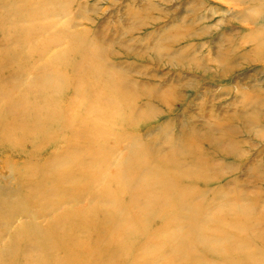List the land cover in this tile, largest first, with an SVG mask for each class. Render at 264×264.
<instances>
[{"label": "rangeland", "instance_id": "rangeland-1", "mask_svg": "<svg viewBox=\"0 0 264 264\" xmlns=\"http://www.w3.org/2000/svg\"><path fill=\"white\" fill-rule=\"evenodd\" d=\"M259 3L0 0V251L12 246L0 264H166L181 245L186 263L264 264V0ZM6 13L13 18L4 19ZM18 14L25 18L13 20ZM87 49L95 64L72 76ZM20 69L28 72L15 77ZM95 72L102 78L86 77ZM54 80L53 111L69 116L77 103L80 117L100 100L98 82L108 81L113 94L91 106L95 114L84 131L86 137L100 131L95 144L69 132L57 115L32 129L34 118L24 106L14 119L12 101L34 105L29 95L43 93L38 86ZM100 114L108 121L101 123ZM104 158L109 165L103 168L97 163ZM163 163L169 178L178 177L170 182L175 204L155 210L151 203H133L147 215L120 247L101 235L106 224L100 212L113 207L101 196L119 189L112 177L130 172L143 179L147 167ZM126 196L116 199L129 207ZM158 237L171 242L147 255Z\"/></svg>", "mask_w": 264, "mask_h": 264}, {"label": "bare ground", "instance_id": "bare-ground-1", "mask_svg": "<svg viewBox=\"0 0 264 264\" xmlns=\"http://www.w3.org/2000/svg\"><path fill=\"white\" fill-rule=\"evenodd\" d=\"M12 1V0H11ZM33 1V0H32ZM43 1V0H42ZM46 1V0H45ZM57 1V0H56ZM255 3H259V2H261L262 0H253ZM17 2V1H16ZM44 3V2H43ZM50 3H51V1H50ZM2 4V3H1ZM7 4V3H6ZM27 4H29V3H27ZM55 4V3H54ZM260 4V3H259ZM264 4V3H263ZM4 5V4H3ZM15 5V4H14ZM52 5H53V3H52ZM21 6V5H20ZM38 6V5H37ZM44 6V5H43ZM255 7V6H254ZM256 7H258V6H256ZM8 8V7H7ZM10 8V7H9ZM36 8V7H35ZM53 8V7H52ZM41 9V8H40ZM45 9V8H44ZM43 9V10H44ZM54 9V8H53ZM13 10V9H12ZM38 10V9H37ZM46 10V9H45ZM47 11V10H46ZM52 11V10H51ZM38 12V11H37ZM54 12V11H53ZM23 13H24V11H23ZM32 13V12H31ZM15 14V13H14ZM42 14V13H41ZM44 14V13H43ZM51 14V13H50ZM28 15H30V14H28ZM39 15V14H38ZM56 15V14H55ZM13 14H10V13H6V15H4L3 17H4V19L5 18H7V19H12L13 17ZM34 16V15H33ZM44 16V15H43ZM23 18H25V17H23V14H22V16H21V14L19 15H16L15 16V18L13 19V20H18V22L19 21H21ZM31 18V17H30ZM42 18V17H41ZM47 18V17H46ZM39 19V18H38ZM37 19V20H38ZM13 20H10V21H13ZM4 21V20H3ZM5 22V21H4ZM17 22V21H16ZM46 22V21H45ZM22 23V22H21ZM5 24V23H4ZM7 24L8 23H6V26H7ZM50 24V23H49ZM51 24H53V23H51ZM45 25V24H44ZM33 26V25H32ZM42 26V25H41ZM9 27V26H8ZM12 27V26H11ZM39 28V27H38ZM36 29V28H35ZM43 29V28H42ZM17 30V29H16ZM40 30H41V28H40ZM45 30H47V29H45ZM45 32V31H44ZM26 34L28 33V32H25ZM46 33V32H45ZM10 34V33H9ZM16 35V34H15ZM14 35V37H16ZM19 35H21V34H19ZM31 35V34H30ZM1 37V36H0ZM19 38V37H18ZM28 38H30V37H28ZM27 38V41L29 40ZM37 38V37H36ZM43 38V37H42ZM56 38L58 39V37H57V35H56ZM86 38V37H85ZM33 39V38H32ZM51 39V38H50ZM56 39V40H57ZM18 40V39H17ZM53 40V39H52ZM11 41V40H10ZM30 41V40H29ZM15 42V41H14ZM38 42V41H37ZM68 42V41H67ZM21 43V42H20ZM25 43H26V41H25ZM31 43V42H30ZM33 43V42H32ZM52 43V42H51ZM60 43V42H59ZM14 44H16V43H14ZM19 44V43H18ZM22 44V43H21ZM38 44V43H37ZM45 44V43H44ZM13 45V44H12ZM17 45V44H16ZM24 45V44H23ZM14 46V45H13ZM18 46V45H17ZM16 46V47H17ZM46 46V45H45ZM43 47V46H42ZM87 47V46H86ZM99 47V46H98ZM24 48V47H23ZM36 48V47H35ZM47 48V47H46ZM53 48V47H52ZM82 48V47H81ZM13 49V48H12ZM19 49V48H18ZM28 49V48H27ZM49 49H51V48H49ZM78 49H79V47H78ZM22 50V49H21ZM43 50H44V48H43ZM77 50V49H76ZM79 51V50H78ZM9 52H10V50H9ZM8 52V53H9ZM12 52V51H11ZM35 52V51H34ZM84 53H81V55H82V60H81V63H79V65L78 66H76V69H74V67L71 69L72 70V76H73V74H74V77H75V75L77 74V73H79V71L81 70L82 71V68L84 69V66L85 65H87V63L89 64V65H94L95 64V59H93V57H92V55L91 56H89L88 54H90V52L88 51V49L86 50V52L85 51H83ZM3 53H6V52H3ZM13 53V52H12ZM14 53H16V52H14ZM13 53V54H14ZM31 52L29 51V54H30ZM44 53V52H43ZM72 53V49H71V52H70V54ZM28 54V55H29ZM34 54V53H33ZM73 54H75V53H73ZM80 54V53H79ZM15 56V55H14ZM71 56V55H70ZM74 56V55H73ZM78 56V55H77ZM46 57H48V56H46ZM80 57V56H79ZM98 57V56H97ZM29 58V57H28ZM34 58V57H33ZM36 58V57H35ZM3 59V58H2ZM10 59V58H9ZM11 60V59H10ZM30 60H31V58H30ZM78 60V59H77ZM47 62V61H46ZM98 62V61H97ZM4 63V62H3ZM14 64V63H13ZM27 64V63H26ZM29 64H31V63H29ZM7 65V64H6ZM17 65V64H16ZM10 66V65H9ZM24 66V65H23ZM26 66H28V65H26ZM38 66V65H37ZM7 67V66H6ZM86 67V66H85ZM24 68V67H23ZM7 70V69H6ZM57 70V69H56ZM16 71V70H15ZM12 72V71H11ZM20 72L21 73H18V72H16V74L14 75L15 77H21V76H23L25 73H27L28 72V70H24L23 71V69H20ZM55 72V71H54ZM62 74V73H61ZM12 75V74H11ZM10 75V76H11ZM50 75V74H49ZM98 77V78H102V76L99 74V73H97V72H95V73H93L92 75H90V76H86V77ZM9 78H11V77H9ZM43 79V78H42ZM122 79V78H121ZM9 80V79H8ZM73 80V79H72ZM6 81H7V79H6ZM30 81L31 80H29V83H30ZM88 81H90V82H92L91 80H88ZM118 82V81H117ZM9 83H11V82H9ZM28 83V84H29ZM50 85L48 86V85H42V84H40L41 86H38V89H42L44 92L43 93H41V92H39L38 94L37 93H31L30 95H29V100H30V102H31V100H32V103L34 104V105H29V107H27V105H25L24 104V101H21V100H16V101H12L10 104L12 105V110L14 111L13 113L15 114V118L14 119H17V116L16 115H21L18 111L19 110H21L19 107H24V106H26L25 108H27V109H29V111H30V114L32 115V117L34 118V120H32L33 122V124H32V129H34V128H38V126H39V122H41V120H44V121H46V122H49V123H53V122H55V117H56V115L58 116V118H60L59 120H61L62 122H63V125H66L68 128H69V132H71V133H79V135H82V136H84V137H86L85 136V134L86 133H84V131L85 130H89L90 128H88V126H89V124H87L86 122H87V119L88 118H91V117H94L93 116V114H95L94 113V111L93 110H90V109H93V108H91V106L93 105L94 107H97L98 108V105H101V102H103L102 100V98H101V96H104V95H112L113 93L111 92L112 90L109 88V84H108V81H106L105 83H104V85L102 86V83L101 82H98V88L99 89H101V93L99 94V96H100V100H97V99H95V100H93L92 102H91V106H89V108L87 109V115H86V117H80L79 116V114H77L76 112H75V110H76V108H78V106L76 105L77 103H75V104H73L72 105V107H69L68 108V110L70 111V115L68 116V114H69V112H59V114H57L55 111H53V107H54V104H53V101H51V99H52V97H53V95H54V93L56 92H54L53 90H54V87H56L55 85H56V83H55V80L52 82V83H49ZM55 84V85H54ZM10 88H11V86H10ZM91 89H93V88H91ZM33 90V89H32ZM53 92V94H52V92ZM77 94H80L79 92H77ZM81 96L80 97H85V95L86 94H80ZM93 95V94H92ZM94 96H95V94H94ZM105 98V97H104ZM110 98V97H109ZM61 99V98H60ZM112 99V98H111ZM58 100H59V98H58ZM121 101V100H120ZM40 103H41V107H43L42 109L40 108ZM77 106V107H76ZM67 107V106H66ZM102 107V106H101ZM6 108H8V107H6ZM11 108V107H10ZM19 108V109H18ZM72 109H73V111H72ZM43 110L45 111V112H43ZM67 110V111H68ZM108 110V109H107ZM41 111V112H40ZM57 111V110H56ZM59 111V110H58ZM97 111V110H96ZM26 112H28V111H26ZM74 112V116H72V113ZM41 113L45 116V118L43 119H39V116L38 115H41ZM91 114V116H89ZM101 115V120H100V122L102 123V121L103 122H105V121H108V120H106V118L108 117V116H106V114H104V115H102V114H100ZM98 115H96V117H97ZM2 117V116H1ZM99 117V116H98ZM57 118V117H56ZM54 119V120H53ZM8 120V119H7ZM10 120V119H9ZM25 120V119H24ZM28 120V119H27ZM13 121V120H12ZM58 121V120H57ZM31 122V121H30ZM99 122V123H100ZM100 123V124H101ZM31 124V123H30ZM99 124V125H100ZM12 125V124H11ZM16 127H18L19 129L20 128H22V125L21 124H17V123H15L14 124ZM96 125V124H95ZM107 126V125H106ZM30 127V126H29ZM53 127V126H52ZM56 127V126H55ZM54 128V127H53ZM101 129H103L102 128V126L100 127ZM96 130V129H95ZM110 130V129H109ZM51 131V130H50ZM29 132H34V130H30ZM90 134V135H89ZM109 134V133H108ZM38 135V134H37ZM35 136H36V134H35ZM101 133H100V131L99 130H96V131H94V132H92V133H88V137H92L91 138V144L93 143V144H95L96 143V141H99V138L101 139ZM88 137H86V138H88ZM102 137H103V135H102ZM105 138V137H104ZM121 146V145H120ZM74 151L76 150L75 148H72ZM67 153V152H66ZM78 153H79V151H78ZM172 153V152H171ZM173 154V153H172ZM69 156V155H68ZM113 156V155H112ZM114 157V156H113ZM117 158V157H116ZM115 158V159H116ZM125 158V157H124ZM169 158V157H168ZM171 158V157H170ZM159 159V158H158ZM110 160V159H109ZM164 160V159H163ZM51 161V160H50ZM91 161V160H90ZM98 161V160H97ZM97 161H94V162H97ZM118 161V160H117ZM109 161H108V159H101L100 160V162H98L97 164H101V166H103V168H104V166H106V165H109V163H108ZM123 162V161H122ZM135 163V162H134ZM155 164H156V162H154ZM153 163V164H154ZM178 163V162H177ZM89 164V163H88ZM123 164V163H122ZM126 164V163H125ZM133 164V163H132ZM60 165V164H59ZM76 165V164H75ZM74 165V166H75ZM73 166V167H74ZM99 166V165H98ZM163 166H164V163L163 164H160L159 165V167H147V170H146V175L143 177V179L142 178H139V177H134V175L132 176L131 174H130V172L128 173V174H125V175H122L121 177H118V176H114V177H112V179H111V181H110V184L111 183H115V184H119V189H118V191H117V193L116 194H113V193H110V192H106V191H104V193H103V195L101 196L103 199H104V201L105 202H107V203H109V202H112L113 203V205H111V206H113V207H111V208H109L108 210H105V211H101L100 213L102 214V216H103V218L102 217H99L100 219L102 218V219H104L103 221L105 222V229L101 226V229L103 228L104 230H101L102 231V234L101 235H103L104 237H105V235H107V236H109L110 237V241L111 242H114L116 245L118 244V246L120 247V243L121 242H123L122 241V239H124L125 240V238H126V235H128L127 237H129L130 236V234L131 233H133L132 232V230H134L135 229V227L136 226H138L139 224H140V222L142 223V220L144 219V218H146V215H147V212H145V210H143V209H141V208H138V210H136L135 209V207L133 206V203H135V202H140V201H143V202H147V203H151V204H153L152 206H153V208L155 209V210H158V208L157 207H160V209L163 207V206H167V205H169V206H172V204L174 203L175 204V200H176V198H175V200H174V198L172 197V193L174 192V190H173V192L170 190L171 188V186H170V182L172 183V179L173 178H169V176L168 175H166V172L165 171H167V170H165L164 168H163ZM61 167V166H60ZM121 167V166H120ZM124 167H126L125 165H124ZM133 167V166H132ZM146 167V166H145ZM100 168V167H99ZM102 168V169H103ZM116 168H119V167H116ZM116 168H114V169H116ZM122 168V167H121ZM120 168V169H121ZM201 167H199V169H200ZM87 169V168H86ZM122 170V169H121ZM127 170V169H126ZM125 170V171H126ZM132 170V169H131ZM80 171H81V169H80ZM100 171V170H99ZM103 171V170H102ZM101 171V172H102ZM117 171V170H116ZM115 171V172H116ZM143 171V170H142ZM171 171H172V168H171ZM77 172V171H76ZM93 172V171H92ZM127 172V171H126ZM137 172V171H136ZM169 172V171H168ZM174 172V171H173ZM99 173V172H98ZM97 173V174H98ZM118 173V172H117ZM116 173V174H117ZM121 173V172H120ZM133 173V172H132ZM192 173V172H191ZM88 174L89 173H87V176H88ZM110 174V173H109ZM124 174V173H123ZM73 173H67L66 174V177L68 178L67 180H71L72 178H73ZM77 175H79V174H77ZM103 175V174H102ZM118 175V174H117ZM92 177H94V175L92 174L91 175ZM109 176V175H108ZM119 176H120V174H119ZM201 176V173H199V175H196V176H194V177H200ZM82 177H84V176H82ZM90 177V176H89ZM99 176H97V178H98ZM111 177V176H110ZM76 178H78V177H76ZM79 178H80V176H79ZM87 178V177H86ZM188 178V177H187ZM43 179H45L44 177H43ZM53 179V178H52ZM100 179V178H99ZM107 179V178H106ZM178 179V177H175L174 176V179H173V181H176ZM50 180V179H49ZM73 180V179H72ZM76 180V179H75ZM81 180V179H80ZM83 180V179H82ZM91 180V179H90ZM95 180V179H94ZM97 180V179H96ZM101 180V179H100ZM99 181V180H98ZM75 182V181H74ZM78 182V186H76V187H79V188H82V189H84L83 188V185H85V183L83 182V181H77ZM92 182V181H91ZM101 182H103V180H101ZM104 182H106V181H104ZM107 183H109V182H107ZM121 183H124V185H122ZM195 183V182H194ZM105 184V183H104ZM112 185V184H111ZM122 185V187H120ZM82 186V187H81ZM108 186V185H107ZM118 186V185H117ZM85 187V186H84ZM93 187V186H92ZM109 187H111V186H109ZM86 188V187H85ZM103 188H105V187H103ZM106 188H108V187H106ZM94 189V188H93ZM116 189V188H115ZM102 190V189H101ZM106 190V189H105ZM79 191V190H78ZM82 191V190H81ZM91 191V190H90ZM111 191V190H110ZM113 191V190H112ZM157 191H158V193H162L161 195H160V198H156L157 197V195H156V193H157ZM86 192H87V190H86ZM178 192V191H177ZM50 193V192H49ZM54 193H58V192H54ZM196 193V192H195ZM101 194H102V192H101ZM122 194H124V195H127L126 197L127 198H129L130 200H129V207H127V206H125V204H120V203H118L117 202V199H116V197H118V199H119V197H120V195H122ZM170 194H171V196H170ZM175 194V193H174ZM178 194H179V192H178ZM182 194V193H181ZM180 194V195H181ZM189 194V193H188ZM117 195H119V196H117ZM154 195H155V197H154ZM183 195V194H182ZM45 196V195H44ZM44 196H43V198H44ZM48 196V195H47ZM51 196V195H50ZM55 196V195H54ZM78 196V195H77ZM80 196V195H79ZM82 196V195H81ZM177 196V195H176ZM100 197V198H101ZM175 197V196H174ZM183 197V196H182ZM188 197H189V195H188ZM187 197V198H188ZM40 198V197H39ZM121 199V198H120ZM185 199V198H184ZM217 199V198H216ZM44 200V199H43ZM91 200V199H90ZM93 200V199H92ZM179 200V199H178ZM186 200V199H185ZM23 201H25V200H23ZM81 201V200H80ZM85 201V200H84ZM182 201V200H181ZM20 203V202H19ZM102 203V202H101ZM111 203V204H112ZM126 203H127V201H126ZM187 203V202H186ZM22 204V203H21ZM79 204V203H78ZM17 205V204H16ZM76 205V204H75ZM105 205V204H104ZM104 205H101V206H104ZM107 205V204H106ZM105 205V206H106ZM163 205V206H162ZM186 205V204H185ZM192 205V204H191ZM195 205V204H194ZM203 205V204H202ZM240 205V204H239ZM2 205H0V211L1 210H3V207H1ZM6 206V205H5ZM101 206H99L100 208H101ZM162 206V207H161ZM178 206V205H177ZM182 205H180V207H181ZM184 206V205H183ZM199 206V205H198ZM205 206V205H204ZM44 207V206H43ZM85 207V206H84ZM215 207V206H214ZM37 208V207H36ZM178 208V207H177ZM182 208V207H181ZM184 208V207H183ZM186 208V207H185ZM195 208V207H194ZM209 208H211V207H209ZM38 209V208H37ZM107 209V208H106ZM169 209V208H168ZM188 209V208H187ZM197 209V208H196ZM239 209V208H238ZM5 210V209H4ZM77 210V209H76ZM82 210H84V209H82ZM82 210H80V211H82ZM103 210V209H102ZM154 210V211H155ZM175 210V209H174ZM197 210H199V209H197ZM22 211V210H21ZM179 211V210H178ZM184 211V210H183ZM237 211V210H236ZM239 211V210H238ZM39 212V211H38ZM45 212V211H44ZM159 212V211H158ZM179 212H181V211H179ZM9 213V212H8ZM79 213V212H78ZM97 213V212H96ZM156 213V212H155ZM197 214V212H194V214ZM38 214V213H37ZM73 214V213H72ZM77 214V213H76ZM78 215H80L81 217H83V218H87V221H88V219H92V218H90L91 217V215H89L88 213H84V212H80ZM171 215L173 216L174 215V217H172V218H176L177 217V213H175V214H172L171 213ZM97 216H99V213L97 214ZM6 217V216H5ZM38 217H39V215H38ZM66 217V216H65ZM189 217V216H188ZM26 218V217H25ZM67 218V217H66ZM68 218H69V216H68ZM77 218V217H76ZM95 218V217H94ZM259 218V217H258ZM100 219H99V222H100ZM2 220H3V217L2 216H0V225L2 224ZM18 220V219H17ZM64 220H66V219H64ZM82 220V219H81ZM84 220V219H83ZM94 220V219H93ZM86 221V222H87ZM102 221V222H103ZM259 221V220H258ZM263 221V220H262ZM76 222V221H75ZM78 222V221H77ZM102 222H101V224H102ZM91 223H92V221H91ZM90 223V224H91ZM231 223H233V221H231ZM253 223V222H252ZM51 224V223H50ZM65 224V223H64ZM73 224H74V222H73ZM89 224V225H90ZM97 224H99V223H97ZM108 224V225H107ZM183 224V223H182ZM182 224H180V225H182ZM80 225V224H79ZM88 225V226H89ZM199 225V224H198ZM3 226V225H2ZM85 226V225H84ZM93 226H94V224H93ZM142 225H140V227H141ZM75 227H77V226H75ZM81 227V226H80ZM167 228V227H166ZM214 228H216V227H214ZM39 229V228H38ZM94 229V228H93ZM96 229V228H95ZM94 229V230H95ZM99 229H100V227H99ZM221 229V228H220ZM10 230V229H9ZM23 230V229H22ZM222 230V229H221ZM19 231V230H18ZM31 231V230H30ZM41 231V230H40ZM95 231H97V230H95ZM175 231H176V229H175ZM29 232V231H28ZM92 232V231H91ZM91 232H89V234H90V236L92 235L91 234ZM98 232V231H97ZM258 232V231H257ZM15 233V232H14ZM33 233V232H32ZM94 233V232H93ZM236 233V232H235ZM2 232H0V241H1V238H2ZM218 234V233H217ZM222 234V233H221ZM220 234V235H221ZM228 234V233H227ZM226 234V235H227ZM231 234V233H230ZM31 235V234H30ZM203 235V234H202ZM29 236V235H28ZM33 236V235H32ZM97 236H98V234H97ZM192 236H193V238H194V240H196L197 242L199 241V243H202V241H203V238L200 240V236H198V234H192ZM222 236V235H221ZM220 236V237H221ZM234 236V235H233ZM23 237H25L26 239H28L27 238V235L25 234V235H23ZM100 237V236H99ZM201 237H203V236H201ZM205 237V236H204ZM214 237V236H213ZM236 237V236H235ZM254 237V236H253ZM4 238V237H3ZM24 238V239H25ZM97 238V237H96ZM95 238V239H96ZM226 238V237H225ZM247 239V238H246ZM156 240H158V242H157V244H156V246L154 247V248H148V249H146V253L148 252V253H158V252H160L162 249H164L165 247H167V245L171 242V241H168V240H164V239H162L161 237H158ZM181 240V239H180ZM179 240V241H180ZM191 240V239H190ZM209 240V239H208ZM250 240V239H249ZM24 241V240H23ZM36 241V240H35ZM97 241V240H96ZM178 241V242H179ZM211 241V240H210ZM225 241V240H224ZM245 241V240H244ZM61 242V241H60ZM80 242V241H79ZM101 242V241H100ZM35 243V242H34ZM47 243V242H46ZM205 243H208V244H210L209 242H205ZM54 244V243H53ZM183 244V243H182ZM190 244V243H189ZM34 245V244H33ZM113 245V244H112ZM124 245V244H123ZM126 245H128V244H126ZM192 245L194 246V244L192 243ZM192 245H190V246H192ZM55 246V245H54ZM56 246H57V244H56ZM55 246V247H56ZM182 246V245H181ZM181 246H178L177 247V249H175L174 250V253H176V256L174 257V258H172V260L171 259H169L167 262H166V264H177V263H181V264H194V263H186L185 262V258L184 257H182L181 256V254H179V250H180V248H181ZM227 246V245H226ZM12 246H11V244L9 245V243H8V245H5V248L4 249H2V251H0V258L2 257V256H6V255H8V253H10V251H8L10 248H11ZM41 247V246H40ZM59 247V246H58ZM78 247V246H77ZM114 247V246H113ZM140 247V246H139ZM210 247V246H209ZM35 248V247H34ZM94 248V247H93ZM98 248V247H97ZM108 248H109V245H108ZM124 248V247H123ZM222 248V247H221ZM30 249H32V248H30ZM29 249V250H30ZM83 249H85V247L83 248ZM95 249H96V245H95ZM94 249V250H95ZM113 249V248H112ZM127 248L125 247V250H126ZM129 249V248H128ZM135 249H136V247H135ZM166 249V248H165ZM197 249V248H196ZM212 251H213V247L212 248H210ZM80 250H81V248H80ZM125 250H124V252H125ZM185 250V249H184ZM215 250V249H214ZM223 250V249H222ZM25 251V250H24ZM33 251V250H32ZM77 251V250H76ZM82 251H84V250H82ZM89 251H90V249H89ZM115 251H118V250H115ZM140 251V250H139ZM79 252H81V251H79ZM95 252V251H94ZM119 252V251H118ZM117 252V253H118ZM165 252V251H164ZM83 253V252H82ZM148 253H147V255H148ZM166 253V252H165ZM220 253V252H219ZM84 254V253H83ZM82 254V255H83ZM88 254V253H87ZM93 254H95V253H93ZM161 254V253H160ZM183 254V253H182ZM89 255V254H88ZM101 255V254H100ZM114 255H116V253L114 252L113 253V255L112 256H114ZM154 255V254H153ZM24 256V255H23ZM97 256V255H96ZM146 256V255H145ZM156 256V255H155ZM158 256V255H157ZM173 256V255H172ZM82 258V257H81ZM145 258V257H144ZM200 258V257H199ZM198 258V259H199ZM203 258V257H202ZM76 259V258H75ZM80 259V258H79ZM197 259V260H198ZM204 259H205V256H204ZM43 260H45V259H43ZM78 260V259H77ZM140 260V259H139ZM155 260H157V259H155ZM11 261H14V260H11ZM202 261V260H201ZM206 261V260H205ZM207 261H208V259H207ZM47 262V261H46ZM210 264V263H209Z\"/></svg>", "mask_w": 264, "mask_h": 264}]
</instances>
